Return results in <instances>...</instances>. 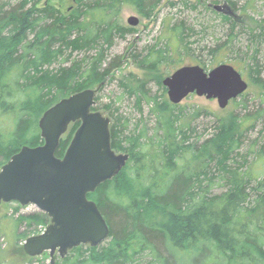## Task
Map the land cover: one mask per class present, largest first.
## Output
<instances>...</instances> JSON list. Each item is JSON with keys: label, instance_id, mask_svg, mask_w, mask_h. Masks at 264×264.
Segmentation results:
<instances>
[{"label": "trees", "instance_id": "16d2710c", "mask_svg": "<svg viewBox=\"0 0 264 264\" xmlns=\"http://www.w3.org/2000/svg\"><path fill=\"white\" fill-rule=\"evenodd\" d=\"M42 1H0V168L23 146L44 143L39 120L49 107L84 89L99 87L98 94L110 72L122 65L119 56L107 60L117 39L136 32L134 26L120 21L124 8L152 19L163 2L74 0L65 14L50 3L40 5ZM255 30L250 43L260 46L264 27ZM183 31L168 24L163 44L132 56L141 68L160 70L152 80L162 88L161 96H152L148 81L134 75L120 81L129 94L136 95L137 102L146 100L151 106L156 132L147 140L148 129L137 125L127 134L121 115L105 107L111 118L113 148L130 154L116 177L89 193L107 220L110 234L97 247L83 244L65 257L56 255L57 264H264V173L255 176L230 164L257 117L234 111L229 121L217 118L211 137L201 144L191 143L193 129L183 127L181 121L185 108L168 100L159 75L160 67L176 63L175 56L184 49L193 51ZM174 38L179 41L177 47H173ZM231 42L211 49L210 64L214 65L221 50H232ZM246 55V70L236 67L247 72L248 81L264 95V64ZM198 64L212 67L204 59ZM97 94L94 108L99 110ZM79 124H72L67 137L61 139L57 156H64ZM211 164L225 173L227 189L221 194L207 188L213 185L208 176ZM9 205L0 206V238L26 237L20 231L25 222L50 223L44 213H3ZM20 208L17 203L15 211ZM2 259L0 255V264H6Z\"/></svg>", "mask_w": 264, "mask_h": 264}, {"label": "water", "instance_id": "95a60500", "mask_svg": "<svg viewBox=\"0 0 264 264\" xmlns=\"http://www.w3.org/2000/svg\"><path fill=\"white\" fill-rule=\"evenodd\" d=\"M213 7L234 16L228 3ZM127 23L137 26L140 18L132 15ZM162 83L173 104L195 93L216 99L221 108L250 85L233 64L226 62L211 69L200 64L183 65ZM98 89L73 93L49 107L39 120L44 143L23 146L0 168V206L10 202L34 204L49 216L46 229L28 237L23 250L33 257L49 252L50 264H57V254L65 257L83 244L97 247L110 234L107 220L89 193L116 177L130 154L112 146L111 118L94 108ZM77 122L80 124L64 156H57L61 139Z\"/></svg>", "mask_w": 264, "mask_h": 264}, {"label": "rangeland", "instance_id": "374dc122", "mask_svg": "<svg viewBox=\"0 0 264 264\" xmlns=\"http://www.w3.org/2000/svg\"><path fill=\"white\" fill-rule=\"evenodd\" d=\"M8 1L13 4L20 0H0ZM234 1V3H233ZM186 2V4H185ZM51 5L59 8L63 13L69 12L70 6L74 5V0H43L40 5ZM228 3L234 11L233 21L225 20L221 12L216 11L213 5ZM136 15L140 18V23L135 33L129 34L127 37L116 40L114 47L109 51L107 63L112 58L119 56L122 65L113 69L108 76V81L97 94V107L100 111L106 112L107 106L115 111V116L123 118L124 125L130 134L135 131L137 125L145 126L148 129L147 140L153 137L156 132V118L150 113V105L143 100L137 102L136 95L129 94L120 83L125 77H139L148 81L146 87L149 93L161 96L163 90L158 83L152 79L157 77L160 71L145 70L135 62L132 57L134 54H145L148 47L156 44H163L167 35L168 24L178 25L183 28L187 45L193 51H184L180 55H176V63L168 66H161L159 75L166 76L173 73L177 68L183 65L198 64L201 59L207 61L212 67L222 62L232 63L239 69L246 67L248 63L247 55L257 57L261 64H264V43L260 46H253L250 43L252 28L257 31L264 27V0H252L247 4V0H163L159 6L158 12L152 19L141 17L131 7H126L120 15V21L125 24L130 16ZM169 30V28H168ZM255 30V31H256ZM231 37L233 39H231ZM232 41V42H231ZM231 42L232 50H221L214 61V65L210 64L211 49L218 45ZM174 43V44H173ZM173 47L179 45V41H172ZM258 51V52H256ZM79 58L83 54H77ZM70 63V62H69ZM208 67V69L212 68ZM168 71V74L166 72ZM244 77L248 79L247 72H243ZM151 80V81H149ZM247 92L238 97L235 101L230 102L225 108H221L216 99H208L205 96H198L193 93L184 99L181 106L185 108L182 126H190L193 129L191 134V143L197 142L201 144L205 139L211 137L216 132L217 118H223L229 121L232 112L241 115L248 113L255 114L257 117L249 124L248 130L244 133L240 140V144L233 154L231 165L240 170L248 169L255 176H263L264 173V95H260L262 90L260 87L252 85ZM245 96V97H244ZM168 98V94H167ZM169 100V99H168ZM245 105V106H244ZM106 114V113H105ZM107 115V114H106ZM217 122V124H216ZM185 125V126H184ZM69 130L63 137H67ZM208 176L212 179L213 185L207 186L212 194H221L227 189L225 173L223 174L215 164H211ZM207 175L205 179H208ZM261 176V177H262ZM205 183H208L207 180ZM9 207H4L9 215L15 213L18 215H28L35 213H44L35 205L20 208L15 211L16 202H10ZM45 229L44 225L37 223L25 222L20 226L26 237L16 240L14 237L6 236L0 238V255L2 260H6V264H50L49 252H45L37 257L27 255L23 249L26 238L37 235Z\"/></svg>", "mask_w": 264, "mask_h": 264}]
</instances>
